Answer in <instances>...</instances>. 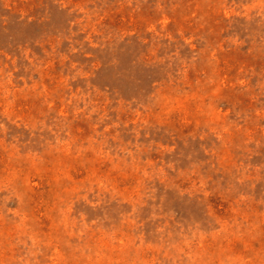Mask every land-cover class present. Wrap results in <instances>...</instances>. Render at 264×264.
<instances>
[{"label": "rangeland", "instance_id": "374dc122", "mask_svg": "<svg viewBox=\"0 0 264 264\" xmlns=\"http://www.w3.org/2000/svg\"><path fill=\"white\" fill-rule=\"evenodd\" d=\"M0 264H264V0H0Z\"/></svg>", "mask_w": 264, "mask_h": 264}]
</instances>
